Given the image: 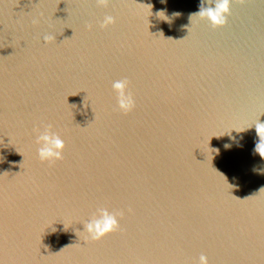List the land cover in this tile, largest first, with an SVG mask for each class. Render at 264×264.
I'll return each instance as SVG.
<instances>
[{"label": "water", "instance_id": "obj_1", "mask_svg": "<svg viewBox=\"0 0 264 264\" xmlns=\"http://www.w3.org/2000/svg\"><path fill=\"white\" fill-rule=\"evenodd\" d=\"M199 11L0 0V264H264V0H231L223 26ZM101 208L124 215L92 240Z\"/></svg>", "mask_w": 264, "mask_h": 264}, {"label": "clouds", "instance_id": "obj_2", "mask_svg": "<svg viewBox=\"0 0 264 264\" xmlns=\"http://www.w3.org/2000/svg\"><path fill=\"white\" fill-rule=\"evenodd\" d=\"M96 2L98 5L106 6L109 0H96ZM240 2L243 3V0H240ZM230 3L231 0H212L211 6L206 7L204 0H200V11L195 14L199 15L201 18L206 17L214 27L223 26L227 22V14L230 12ZM33 23H38V21L34 19ZM112 23H115V18L111 15H107L101 23V27H106ZM53 39V35H46L44 37L45 42ZM128 84L129 81L127 78L114 81L112 84V88L117 93L119 110L125 114L135 108V100L132 92L128 91ZM51 127V125H47L45 130L40 133L36 139V143L41 145L37 150L40 160L48 161L50 164L63 159V150L65 147L64 140L58 133L51 131ZM255 130L259 137V141L256 143L254 151L259 153L261 157H264V122H257L255 124ZM99 212L100 215L90 220L85 226L86 232L92 240H98L110 232L119 230L120 224L117 217H122L124 215L122 211L109 212L107 208H101ZM199 264H208L206 255H200Z\"/></svg>", "mask_w": 264, "mask_h": 264}]
</instances>
